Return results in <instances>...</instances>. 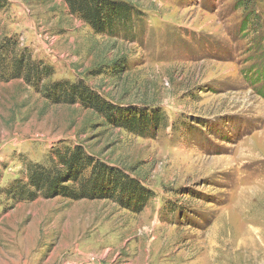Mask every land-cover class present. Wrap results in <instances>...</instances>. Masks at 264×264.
<instances>
[{
	"label": "rangeland",
	"instance_id": "1",
	"mask_svg": "<svg viewBox=\"0 0 264 264\" xmlns=\"http://www.w3.org/2000/svg\"><path fill=\"white\" fill-rule=\"evenodd\" d=\"M116 1L139 11L127 37L93 35L58 0H7L0 31L53 80L157 112L160 127L141 138L0 82V190L80 145L142 185L146 205L0 192V264H264V0Z\"/></svg>",
	"mask_w": 264,
	"mask_h": 264
},
{
	"label": "trees",
	"instance_id": "2",
	"mask_svg": "<svg viewBox=\"0 0 264 264\" xmlns=\"http://www.w3.org/2000/svg\"><path fill=\"white\" fill-rule=\"evenodd\" d=\"M68 16L78 19L91 33L117 39L131 34L139 11L116 0H58ZM7 0H0V14ZM122 67L119 68L120 73ZM54 71L44 61L34 59L15 34L0 31V82L21 80L52 105L78 106L108 125L141 138L153 137L148 131L160 127L157 112L123 110L103 100L83 80H53ZM13 202H32L63 198L69 201L110 200L122 209L138 212L148 200L142 185L123 172L108 167L80 145L60 146L52 150L44 164L28 163L25 182L15 180L0 190Z\"/></svg>",
	"mask_w": 264,
	"mask_h": 264
},
{
	"label": "bare ground",
	"instance_id": "3",
	"mask_svg": "<svg viewBox=\"0 0 264 264\" xmlns=\"http://www.w3.org/2000/svg\"><path fill=\"white\" fill-rule=\"evenodd\" d=\"M251 240V239H250ZM252 241V240H251ZM251 244V243H250Z\"/></svg>",
	"mask_w": 264,
	"mask_h": 264
}]
</instances>
